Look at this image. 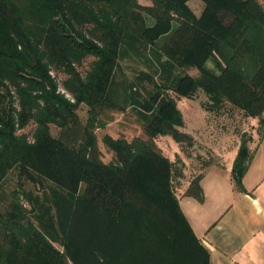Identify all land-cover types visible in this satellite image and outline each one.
<instances>
[{
	"label": "trees",
	"instance_id": "16d2710c",
	"mask_svg": "<svg viewBox=\"0 0 264 264\" xmlns=\"http://www.w3.org/2000/svg\"><path fill=\"white\" fill-rule=\"evenodd\" d=\"M189 1L0 0V264H209L179 197L202 202L218 162L191 176L179 101L202 93L262 137L264 0ZM120 114L142 134L104 135V162L96 132Z\"/></svg>",
	"mask_w": 264,
	"mask_h": 264
},
{
	"label": "crops",
	"instance_id": "0c3cea01",
	"mask_svg": "<svg viewBox=\"0 0 264 264\" xmlns=\"http://www.w3.org/2000/svg\"><path fill=\"white\" fill-rule=\"evenodd\" d=\"M250 150L242 191L231 178L237 151H221L218 164L206 169L200 180L203 201L179 197L180 209L207 250L209 264H264V133Z\"/></svg>",
	"mask_w": 264,
	"mask_h": 264
},
{
	"label": "rangeland",
	"instance_id": "374dc122",
	"mask_svg": "<svg viewBox=\"0 0 264 264\" xmlns=\"http://www.w3.org/2000/svg\"><path fill=\"white\" fill-rule=\"evenodd\" d=\"M138 2L149 4V0H138ZM188 4L196 14L201 12L203 3L200 0H190ZM206 103V98L202 93L191 100L184 98L179 101V108L185 120L186 129L195 137L193 146L189 149V152L192 153L191 176H196L198 171L203 169V160L217 163L221 157V151L230 153L237 151L242 134L248 138L251 136L256 138L263 128L258 123V119L247 118L243 112L231 107L220 113L206 111ZM82 112L83 110L79 111L81 115ZM126 117L127 115H117L113 123L96 132L104 162H108L111 156L102 143L104 135L109 134L112 137H117L119 135L135 136L142 134L132 120L124 119ZM156 141L167 156L175 158L176 154L179 153L177 145L171 137H161ZM186 151L188 152V150Z\"/></svg>",
	"mask_w": 264,
	"mask_h": 264
}]
</instances>
